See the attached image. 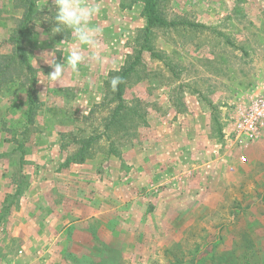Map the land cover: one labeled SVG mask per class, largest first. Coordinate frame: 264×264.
Here are the masks:
<instances>
[{
    "label": "rangeland",
    "instance_id": "374dc122",
    "mask_svg": "<svg viewBox=\"0 0 264 264\" xmlns=\"http://www.w3.org/2000/svg\"><path fill=\"white\" fill-rule=\"evenodd\" d=\"M82 2L101 7L93 19L102 30L97 49L80 46L68 29L50 35L56 8L53 0H37L40 12L25 44L36 71L31 122L22 86L0 88V264L45 260L27 237L42 233L43 222L85 218L96 210V190L129 191L137 180L139 200L126 194L115 199L114 211L87 220L102 228L106 257L79 256L77 243L97 244L82 236L81 222L67 235L71 241L60 238V248L71 253L59 258L62 264H264V126L243 150V163L221 132L236 106L264 89V0H157L166 20L206 28L153 29L162 59L145 51L123 96L125 105L143 111L142 119L101 136L84 162L62 167L78 140L102 132L107 110L96 105L104 82L132 55L146 24L141 1ZM20 15L14 0H0V53L8 51L4 40ZM74 47L85 56L79 73L65 65L64 76L51 81L52 69L39 57L53 51L63 63ZM95 51L100 62L89 58ZM144 149L166 154V172L150 184L134 177L145 171L129 160ZM152 160L162 169L160 157ZM124 234L126 242L119 241Z\"/></svg>",
    "mask_w": 264,
    "mask_h": 264
},
{
    "label": "trees",
    "instance_id": "16d2710c",
    "mask_svg": "<svg viewBox=\"0 0 264 264\" xmlns=\"http://www.w3.org/2000/svg\"><path fill=\"white\" fill-rule=\"evenodd\" d=\"M127 5L141 1L143 3V16L145 17V26L141 29L138 39L137 48L132 55L125 61L120 69L111 71L108 78L104 82V92L101 101L96 105L107 110V115L104 117L103 129L101 133H96L91 136L82 137L77 141L78 148L74 153L69 155L62 167H66L73 163L84 162L89 157L90 148L94 142L101 136L107 139L120 130L125 124L133 121L134 117L142 119L143 111L136 107H129L124 104V93L127 82L130 77L137 73L139 67L143 64V53L149 52L151 56H159L153 48L151 35L155 28H174L177 26L186 25L191 28H206L205 25L198 23L183 22L177 20H166L161 17L157 9V0H127ZM16 7L21 9L20 17L15 21L7 38L4 42L8 45V51L0 53V88L7 84L18 83L23 88V92L29 101L27 107L28 122L32 121V114L35 106V97L33 95L34 85L36 83L35 68L31 64L26 50L25 44L30 39V25L35 20L40 12L37 0H14ZM123 4V3H122ZM160 59L162 57L159 56ZM119 75L123 79L116 91L110 87V79L113 76ZM146 119L143 117V121ZM214 120L217 121V118ZM21 160V159H20ZM19 185V184H18ZM21 186V185H19ZM20 194V189L17 187L14 196Z\"/></svg>",
    "mask_w": 264,
    "mask_h": 264
},
{
    "label": "crops",
    "instance_id": "0c3cea01",
    "mask_svg": "<svg viewBox=\"0 0 264 264\" xmlns=\"http://www.w3.org/2000/svg\"><path fill=\"white\" fill-rule=\"evenodd\" d=\"M214 143H216V145H217V143H218L217 138L214 139ZM132 152H134V151H132ZM218 152L219 153H217V155L219 157H221L222 155H220V153H222V152L221 151H218ZM160 153H161L160 156H158V155H154L148 149H146V150L144 149L143 154H141V155L130 154L129 160L135 166L139 167L138 170H144L145 171L143 177H140L141 175L139 173H136L137 171L135 172L134 177L143 178V181L144 182L146 181L145 184H150L151 181H154L153 179L161 178L162 174H164V172H166L167 167L163 162V159L166 156V154H164L163 152H160ZM235 156H236V154H235ZM155 157L156 158L160 157V161H161L160 163H161L162 169L156 168V166L158 164L156 162H153V160H152ZM216 159L218 160V157ZM215 165H216V163H215ZM238 165H240V164H238ZM235 168H236V171L242 172L247 168V164L243 165V166L241 165V167L235 166ZM212 173H210L209 176H211ZM141 182H142V180H137L135 182L134 187L132 189H130L129 191H127L124 187H122V188L121 187H118V188L115 187L112 190L109 189L106 196L104 195L105 192L101 193V192H98L96 190V193H95L97 195V197H96V200H97L96 210L92 211L91 215H89L85 218L73 219V220L69 219V220H65L64 222H62L58 218L54 219L53 218L54 216H52L49 219L48 224L43 222L42 233L33 234V235H30L27 237L29 238V240L31 242L37 243L36 248H39L40 249L39 251L43 252V255L45 256V258H44L45 260H41V261L36 260L35 261V259H31V260L24 262L22 264H62L63 262H60L59 258L61 256L71 255V253H70V249H67L66 247L61 249L60 246L58 245V243H59V241H61V239L63 237H64V240L71 241V239H69V240L66 239L67 235L68 234L72 235L70 232L73 230V228H76V226L78 224H80L81 222H83L81 224L86 223L84 225L86 227H85V229L83 228V231H82L84 233V234H82V236H85L86 239L91 238V241H95L97 244H96V247L93 246V249H91V247L86 245V244L77 243V246H79V248H80L79 249L80 252L77 251V252H79V256H82V257L88 256V257H95L97 259H104V257H106V251L107 250L104 249V244H103V242H105L104 234H102L101 237L99 235V232L102 230V228L101 227L98 228L97 224H96V226H97L96 228L93 227L91 225L93 223H91V221H87V220H91V219L93 220V217H97V218L100 217L101 218V216H103L104 214L106 215V212L114 211L115 210V206H114L115 199L121 200V198H124V196L126 194H129L131 197H133V199L139 200L140 197H138V193H135L134 191L136 190L137 185H139ZM63 192L64 191L62 189H59L58 191H57V189L55 190V193H63ZM144 195L147 197L148 190L144 192ZM99 197L101 198L100 202H99ZM147 199H149V196L147 197ZM106 220H107L108 224H114L115 223L113 216H112V218H107ZM37 226H38V224H37ZM87 226H88V228H87ZM56 227L57 228L60 227L58 232H57V229L55 230ZM262 235L264 236V232L262 233ZM126 237H127V234H124L123 236L120 235L118 237V240L126 242L125 241ZM92 238H93V240H92ZM25 240H28V239H24V241ZM110 245H111V243H110ZM112 246H113V248L114 247L118 248L114 244H112ZM124 252H127V251H124ZM72 255H76V253H72ZM44 261H45V263H44Z\"/></svg>",
    "mask_w": 264,
    "mask_h": 264
},
{
    "label": "clouds",
    "instance_id": "9594fccd",
    "mask_svg": "<svg viewBox=\"0 0 264 264\" xmlns=\"http://www.w3.org/2000/svg\"><path fill=\"white\" fill-rule=\"evenodd\" d=\"M56 12L52 21L50 35L64 33L65 29L71 31L75 40L80 46H88L93 49L98 48V35L101 33L99 26L93 24L94 17L101 13V7L97 3H86L82 0H53ZM52 55L42 59L52 69L46 76L54 82H58L65 74V65H67L73 73L78 74L80 65L85 62L83 47H74L69 55L64 58V62H57L53 51L47 52ZM90 59L100 62L102 57L99 51L93 52ZM37 65V59H36ZM110 87L116 91L118 86L123 83L122 77L119 75L113 76L110 79Z\"/></svg>",
    "mask_w": 264,
    "mask_h": 264
},
{
    "label": "built area",
    "instance_id": "2783aa9c",
    "mask_svg": "<svg viewBox=\"0 0 264 264\" xmlns=\"http://www.w3.org/2000/svg\"><path fill=\"white\" fill-rule=\"evenodd\" d=\"M264 126V89L243 100L222 128L223 139L229 146L236 147L241 154L239 162H245L243 150L261 135Z\"/></svg>",
    "mask_w": 264,
    "mask_h": 264
}]
</instances>
